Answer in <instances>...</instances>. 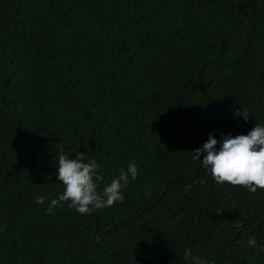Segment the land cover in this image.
Here are the masks:
<instances>
[{"label": "trees", "instance_id": "16d2710c", "mask_svg": "<svg viewBox=\"0 0 264 264\" xmlns=\"http://www.w3.org/2000/svg\"><path fill=\"white\" fill-rule=\"evenodd\" d=\"M256 124L264 0H0V264H264V189L192 154ZM60 148L101 193L135 162L125 200L49 214Z\"/></svg>", "mask_w": 264, "mask_h": 264}, {"label": "clouds", "instance_id": "9594fccd", "mask_svg": "<svg viewBox=\"0 0 264 264\" xmlns=\"http://www.w3.org/2000/svg\"><path fill=\"white\" fill-rule=\"evenodd\" d=\"M234 115L247 122L249 112L240 108ZM192 154L196 161H201L203 156V167L210 170L218 184L242 186L253 194L257 189H264V125L256 124L247 135L233 137L230 134H221L219 140L215 138L214 133H210L203 146ZM101 170L102 166L94 158L90 159L87 155L77 152L75 159H69V155H65L60 148L57 180L65 188L57 199L51 200L48 213L51 214L53 208L63 207V202H68V207L75 208L80 214H91L123 202L124 191L128 188L130 180L137 179V164L130 162L127 171L122 169L119 175L104 187L102 193L97 191V182L103 180ZM47 199V196L38 195L35 202L43 205ZM247 243L251 248L257 247L254 237H250ZM259 251H264V245L259 247ZM184 255L185 259L191 258L193 264H208L206 259L194 255L191 249H185Z\"/></svg>", "mask_w": 264, "mask_h": 264}]
</instances>
